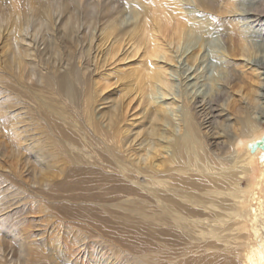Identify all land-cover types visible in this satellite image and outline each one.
<instances>
[{
  "label": "bare ground",
  "instance_id": "obj_1",
  "mask_svg": "<svg viewBox=\"0 0 264 264\" xmlns=\"http://www.w3.org/2000/svg\"><path fill=\"white\" fill-rule=\"evenodd\" d=\"M115 1L119 0H27V27L16 24L15 41V47L23 49L17 51V69L27 59V85L21 70L14 71L10 65L0 70L27 92V130L11 127L19 120L6 116L12 106L2 108L3 100L0 101V134L3 139L8 135L0 140V159L9 150L6 156L13 162H6L10 164L6 165L8 171H0V246L9 233L16 250L18 247L23 254L27 251L22 263L32 264V260L27 261L32 247L27 242L23 216L38 211L39 202L49 212L53 207L64 221L95 219L96 224L75 238L78 247H84L74 251L81 252L74 259L56 242V249L72 264H111L121 252L125 264H264V128L258 116L264 113L260 94L258 98V85H264V79L259 69L248 62L257 52L255 49L253 53L246 44L247 31L239 30L241 25L232 22L227 23L229 28L223 26L225 21L221 25L228 31L223 36L228 41V51L224 52L234 64H229L230 60L223 64L225 72L220 70L225 76L220 75L221 78L217 70L219 74L215 73L218 75L214 78L220 77L218 83L229 86L231 93H238L240 89L231 90V84L244 75V71L237 72L240 65V69L248 71L244 79L249 86H245L249 88L246 93H239V98L233 95L226 102L225 108L234 120L230 126L232 134H224V140H228L225 147L203 132L205 124L211 127V118H215L216 100L204 99L188 90V94H182L183 108L179 104V109L174 107L177 102L160 100L173 87L168 65L177 61L170 46L175 48L199 34L205 37L203 17L200 20L192 10L191 15L189 9L190 15L184 13L181 0ZM193 1L200 6L199 12L201 9L213 17L217 14L218 20L221 14L236 11L230 0H222L224 6L220 0ZM123 9H130L135 15L128 28L115 23L116 14ZM80 12L88 22H83ZM62 15L65 18L57 30L55 22ZM100 15L106 20H97ZM4 21L0 16V37L5 30ZM83 23H89L86 28L92 26L95 33L88 51H76V45L85 37V31H80ZM245 28L249 30L246 25ZM41 29L48 34L39 44L33 40ZM74 33L77 39L60 51L58 39H68ZM129 41L135 50L132 55L141 43L145 45L142 58L146 61L139 72L126 74L120 68L102 73L118 47L124 43L123 48ZM191 52L186 60L194 64L198 54ZM157 60L163 63L158 64ZM213 82L217 91L215 87L219 85ZM111 85L113 89L106 91ZM223 86L218 87L221 91L214 97L221 96ZM242 98L247 100L246 105ZM20 100L16 98L17 104H21ZM134 100L141 115L128 122L127 108ZM214 123L212 129L216 128ZM23 152L27 153V160ZM221 153L225 156H219ZM22 161L27 164V180L26 175L21 176L22 166H18ZM17 167L20 178L17 174L18 180L12 181ZM243 180L245 186L241 184ZM114 209L121 216L113 214ZM88 244L95 248L90 261L83 256ZM117 244H123L124 250L116 248Z\"/></svg>",
  "mask_w": 264,
  "mask_h": 264
},
{
  "label": "rangeland",
  "instance_id": "obj_2",
  "mask_svg": "<svg viewBox=\"0 0 264 264\" xmlns=\"http://www.w3.org/2000/svg\"><path fill=\"white\" fill-rule=\"evenodd\" d=\"M34 1H36L37 3H41L43 1L45 2V0H34ZM105 1H113V0H105ZM220 1H221L222 5L224 6V4H225V2L223 3L224 0L223 1L220 0ZM225 1H227V0H225ZM261 1H262V5H261ZM115 2L126 3V2H131V1L130 0H119V1H115ZM187 2H190V3L188 4ZM230 2L231 3L234 2L233 4H234V8L236 11H234L232 13H223V15L225 14L227 18L225 17V15L223 16L221 14L220 15L221 18L218 20L219 16L217 14H212L215 17L214 18L213 16H211V14L209 12L202 11L201 9L199 12L200 6H198L196 4V2L194 3L193 0H191V1L190 0H181V4L184 7V9H182V10H184V13L189 14V10H190L191 15L194 12L193 15L197 14L195 16L196 17L198 16L199 19H200V16H201V19L203 17L202 20L205 21L204 24L206 25V26H204V31L207 33H205L203 31L205 33V37H204V35L202 36L201 34H199V36L196 37L197 40H196V38L191 39L192 42L190 40H186L187 41L186 44H185L186 41L181 40L183 44H181L179 42L180 44H178V45L176 44L175 48L174 47L172 48V45L170 46L171 47L170 49H171V51H173L172 53L175 56V59L177 61L176 62L177 64L171 63L170 65H168L170 73H172L170 75L171 76L173 75V77H172L173 87L171 89V92H169L168 96H166L164 98L161 97V99H160L162 102H165V103H169L171 101H174V103L176 104V102H177L176 106H174V107H177L178 109L181 106V104L182 105L185 104L184 103L185 97H183V96H184V94L185 95L188 94L187 93L188 91L190 94L195 93V95H198L199 97H203L204 99H207V100H209V99L216 100L213 103L215 106L217 104L216 109L214 108L215 109L214 116H215V118H217V120H215V118L214 119L211 118L212 121H211V119L208 120L209 116H207L208 118H206V119L208 121H211V127L207 126L209 123H206L204 126L206 128H203L204 131H203V129H202V131L207 132L206 133L207 135H210V136L212 135L211 139L214 136L215 139L213 138L212 140L215 142H218V143L222 142V144H225V147H227V141L228 140L225 141L226 137L224 134H227V133H228V135L232 134L230 126L232 125L231 122H233V120H234V116L231 115V112L228 109L226 110L225 107H226L227 103L232 100L231 96L234 95L235 97L233 96V98H235V99H237V97L239 98L240 97L239 93H241V94L242 93L244 94V92L246 93L249 90V88H247L248 89L247 90L246 87H249V86H248V83L245 82V79H244V77L248 71H246L245 69H243V70L240 69V65H237V72L241 73V71H244L243 72L244 75H241V76L239 75L237 78L238 80L236 79L231 84L232 85L231 90L235 91L237 89H240V92L231 93L228 89L229 86L228 87L226 85L223 86L224 83H218L217 78L220 79L221 76H223V75L225 76V73H224L225 69H226L225 65H226V62H228L230 60V56L224 52V49L226 51H228V48H227L228 47V44H227L228 41L225 39L226 37L225 38L223 37V36H226L228 31L226 32V30H224V29H226V27L221 26L222 23H224V21H225L226 25L224 23L223 26H227L228 22H230V23L232 22V23H235L234 24L235 26L241 25V26H239V28L236 27L239 30L244 29L245 31H247L248 34L246 33L247 36L245 39V40H247L246 44H248V46L250 45L251 48H253L252 49L253 53H255L254 52L255 49H256L255 51L257 52L255 54H252L253 57H252V55L250 56L252 58H249L248 62L250 63V65L253 64V66L255 65L259 69L258 72L260 74H262V77H261L262 80L264 79V67H263L264 66V14H263L264 13V7H263L264 6V4H263L264 0H234V1L230 0ZM254 2H255L256 6L254 5ZM259 3H260V5H258ZM70 5H73V3H71ZM249 8H252L253 10L249 9ZM237 9L239 12L237 11ZM123 10L116 14L117 17H116L115 23L117 25H120L121 28H128L132 24L131 22L135 21V15L133 14L132 10H131V12L128 11L130 9H125L124 10L125 12ZM186 10H188V11H186ZM240 10L242 13L240 12ZM80 14H81V12H80ZM228 14H230L229 18L227 16ZM0 16L5 18V21H4L5 30H4L3 34H1V37H0V70L2 71V68L6 67L8 65H10L14 71L21 70L23 76H26V78H25L26 82L25 83L27 85V59L22 60L21 61V68L17 69V61H18L17 51H23V49L15 47V41L18 40L16 24L21 23V27H27V0H0ZM81 16L83 17V18H81L83 20V22H88V18L86 16H84V14L83 15L81 14ZM101 16H103V15H100V17H98L97 20L99 18H101ZM208 16H211V17H209L210 19L209 18L207 19ZM223 17H225V18H223ZM234 17H235V19H234ZM64 18H65L64 15H62L59 18V20H57V22H55V29L58 30V27H59L60 23L64 20ZM106 18L107 17L101 18V20L104 21V20H106ZM205 18L207 20H205ZM232 18L234 20L237 19V21L232 20ZM215 19H216V22H218V23L215 22ZM108 20H110V19L108 18ZM221 21H223V22H221ZM30 22L33 23L34 25L36 24V22L33 20H30ZM236 22H238L237 23L238 25L236 24ZM246 23H248V24H246ZM88 24L89 23H83L80 25V31H82V29H83V31H85V37L82 38L81 42L76 45V51H88V49H89L90 39L93 36V34L95 33V30L93 29L92 26H90L89 28H86ZM245 25H246V27H249L248 28L249 30H247L245 28ZM218 26H220V27L218 28ZM242 26L244 28H242ZM209 28H210V30H209ZM227 28H229V25L227 26ZM206 30H208V31H206ZM203 32H202V34H203ZM254 32H256V33H254ZM45 34L47 35L48 32H45L42 29L39 30L38 35L36 36V38L33 41H36L40 44L41 38L43 36L46 37ZM76 39H77V34H75V33L71 34L68 39H65V38L58 39L57 43L59 45V50L65 51L69 42L73 43ZM193 40H194V42H193ZM188 41H190L189 45H188ZM250 42H252L253 44L252 43L250 44ZM193 43L195 44V47L192 46ZM123 44L124 43H122V45ZM199 44H202V45L200 46ZM122 45L120 47H118V49L116 50L118 52L116 53V55L111 60L108 61L106 67L103 69L104 71L102 70L103 71L102 73H106V72L111 73V71H115V70H118L120 68L124 69L126 74H128V73L137 74L139 72V69L141 68L140 66H142L143 63L146 61L145 58H142V55L145 51L144 43H141L139 45L138 50H137L138 52L135 55H132V52H131V51H135L133 49V45H131V41L126 43L123 48H122ZM253 45L256 48H254ZM38 46H40V45H38ZM224 46H226V47H224ZM146 47H149V45L147 44ZM191 51H196V54H198V57H197L198 60L197 61L195 60L194 64L188 63V60H186L187 54L192 53ZM224 53L227 56H229V59ZM223 55H225V57H223ZM157 62H158V64L163 63L161 60H157ZM254 63H256V64H254ZM223 64H225V65H223ZM229 64H231V65L234 64L232 58L229 61ZM220 69L224 71V72H222V74L224 73L223 75H221ZM217 70L220 71V74L218 73L219 71H217ZM183 72H185V73H183ZM193 72H195V73H193ZM196 72H197V74H196ZM199 73L202 75L201 77H200ZM215 73H218L219 76L220 75L221 76L216 77V79H215L214 77L216 75H218ZM211 78H214L213 80H217L216 82L218 84L213 82V80ZM221 78H223V77H221ZM197 79H198V81H197ZM220 80H219V82H220ZM189 81L191 83H189ZM111 82H113V81H111ZM204 82H205V84H204ZM212 82H213V84L219 85L218 87H220L221 85L223 86L222 89L224 91L222 90V92L226 97L222 94V92L220 93L221 96H219V94H216V96L218 98L213 96L215 93H217L218 90L221 91V89H218V87H215V88H217V91H215V89L213 88L214 85L212 87V84H211ZM234 83H236L235 87H234ZM237 84L239 86H236ZM113 86L114 85H111V87L108 88L106 91L113 89ZM240 86H241V88H240ZM178 87H180V88H178ZM173 88H174V90H173ZM225 88L228 89L226 91L227 93H225ZM258 89H259L258 90V98L261 96L259 98V101H260L259 103L262 106L261 108L264 109V107H263L264 106V85L263 84L258 85ZM186 90H188V91L185 92ZM211 90H213V91H211ZM111 91L115 92V90H111ZM220 91H218V92H220ZM182 94H183V96H182ZM230 94H232V95H230ZM259 94H260V96H259ZM179 96H180V98H178ZM175 97H177V98H175ZM210 97H212V98H210ZM16 98L21 99L20 100L21 104L19 102L17 104ZM2 100H3V103L1 105V106H3L2 108H4V106H12L11 111L6 113L7 114L6 116H11V117H14L17 120H19L18 124H12L11 127L16 131H20L23 128L27 130V92H26V89L24 87L17 86L15 84V81L13 80V78L11 76H9L8 74H1V72H0V101H2ZM241 102L243 103V105H246L247 100L243 99ZM218 104H220V105H218ZM181 107L183 108V106H181ZM2 108L0 107V110H2ZM128 108H130V109L128 110ZM128 108H127L128 112H126V116H125L127 118L128 122H130L131 119H136V118L140 117V115H141L140 106L139 105L137 106V103L135 100L132 101V103L130 104V106ZM219 110H221L222 112L221 111L219 112ZM197 111L202 112V109L200 107H197ZM203 113H207V112L205 111ZM258 116H259V118L261 117V119H260L261 123L260 124H261V127L263 129L264 128V118L262 119V117L264 116V113H262ZM213 121L214 122L219 121L220 124H219V122L217 124V123H214ZM213 123H214V127L216 126V128H214V129H212ZM217 127H221V128H217ZM222 127H223V129H222ZM226 128H228L229 130L227 129L228 130L227 131ZM208 131H209V133H208ZM211 131L213 132V134H210ZM215 135H218V136H215ZM228 135H226V136H228ZM2 137H3V135L0 134V140L1 139L4 140L5 138L8 137V135H6V137H4V139ZM25 137L27 139V136H25ZM218 139H220V140H218ZM25 143H26V140L23 142V144H25ZM8 153H10L9 150L6 151V153H4L3 156L8 155ZM22 154H24L23 156H25V158L27 160V153L23 152ZM222 155L225 156L224 153L219 154V156H222ZM2 157L0 159V161H1L0 162V171H8L6 165H10L13 163V162L10 163L12 161L11 160L12 158L11 159L9 158V160H8L7 158L9 156H6V158H2ZM6 162H9L10 164L6 163ZM24 162L25 161L18 162V166L19 167L20 166L26 167L27 164L24 165ZM3 164L5 165V167H3L4 166ZM19 164H21V165H19ZM22 167H21V171L23 170V171H25V173L22 171L21 176L24 177V175H26L25 178L27 180V174H26L27 167L26 168L25 167L22 168ZM17 171L19 172L18 167H17V170L13 173V175L11 177L12 181L18 180L19 174ZM257 173H259L258 170H257L256 174ZM17 174H18V177H17ZM241 184H242V186H245L246 180H243L241 182ZM263 188H264V185H263ZM36 203L40 206V209L38 211H34L32 213L28 212V217H27V214H26V216L22 215L25 218V226L27 227V230H28L27 242L30 243V246L32 247L31 248L32 255L27 256V259H28L27 261L32 260L31 261L32 264H72L71 259H74L75 257H77V255L81 254V252L78 254L77 252H74V251L75 250H82V248L84 247V246L78 247L79 242H76L75 238L81 235L82 230H85L86 228L92 227L93 223L96 224L95 219L76 221V222H72L69 220L64 221L63 219H60V214L53 207L50 208L52 210L54 209L53 212H52V210H51V212H49V211H47L48 209L44 208V205L42 203H39V202H36ZM19 205L21 206V204H19ZM112 212H116V213H113L116 216H121V213L119 211H117L116 209H114ZM112 212H110L109 215ZM2 217L3 216H1V218ZM6 223L8 224V222H6ZM106 230H108V229H106ZM4 232H5V230L3 232L1 231V233L3 235H4ZM7 235H8V237H3V239L5 241H3L4 244L2 246H0V264H14V262L18 259V257L20 258V261L18 259V261H16L15 263L16 264H23L25 262V258L23 257V255L25 256V254H26L25 252H27V251L25 250L24 254H23V252L18 247H17L18 250H16V247H15L16 245H14L15 242L9 237V233ZM53 241H55V242L53 243ZM34 242L36 244H34ZM56 242L61 244V247L63 248V251L66 254H68V255L71 254V256H72L71 259H68L66 261V258L64 256H62L60 254V251H58L56 249V247H58L57 245H59ZM116 248H118L119 250L122 251V250H124L125 247L123 244H117ZM94 250H95V248H94L93 244H88L86 249H85L83 256H85L87 259H89V261L93 260L94 255L92 252ZM19 254H20V256L22 255L21 257L23 258V260L19 256ZM121 255H123V252H121L120 256L117 259L113 258L111 261V264L115 263V262L120 263V264H125V262H124L125 259L122 258ZM78 260H80V259H78ZM25 264H27V263H25ZM77 264H80V263L77 262Z\"/></svg>",
  "mask_w": 264,
  "mask_h": 264
}]
</instances>
